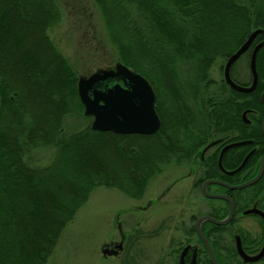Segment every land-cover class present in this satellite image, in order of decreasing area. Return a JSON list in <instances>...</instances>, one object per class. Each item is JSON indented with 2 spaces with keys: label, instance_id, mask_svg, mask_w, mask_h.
Listing matches in <instances>:
<instances>
[{
  "label": "trees",
  "instance_id": "16d2710c",
  "mask_svg": "<svg viewBox=\"0 0 264 264\" xmlns=\"http://www.w3.org/2000/svg\"><path fill=\"white\" fill-rule=\"evenodd\" d=\"M92 1L117 62L153 86L161 128L149 137L92 130L76 88L79 74L50 36L61 19L59 0H0V98L6 100L0 116V264H48L92 191L116 189L141 200L165 166L191 161L215 127L213 108L221 116L219 131L226 126L229 88L213 79V66L264 28V0ZM257 58L264 65V46ZM76 117L91 123L65 130L67 119ZM262 119L264 113L249 137L259 146L252 157L257 168L264 155ZM48 147L55 149L49 165L27 161L32 151ZM225 231L216 227L226 250Z\"/></svg>",
  "mask_w": 264,
  "mask_h": 264
},
{
  "label": "rangeland",
  "instance_id": "374dc122",
  "mask_svg": "<svg viewBox=\"0 0 264 264\" xmlns=\"http://www.w3.org/2000/svg\"><path fill=\"white\" fill-rule=\"evenodd\" d=\"M92 2L59 0L61 19L49 31L56 47L69 59L79 77L90 76L99 69L114 68L118 63L115 50L105 34L101 15ZM242 63L238 64L239 69ZM225 64L226 60L216 62L211 71L213 79L221 81L224 78ZM240 79L246 81L244 77ZM89 123L90 120L81 117L70 118L65 123V130L76 131ZM54 156L55 149L42 148L32 151L27 161L32 165L47 166ZM187 168L186 165L165 166L163 174L156 175L150 181L141 200L129 198L116 189L100 187L92 191L88 202L79 210L74 221L68 224L48 264H159L160 252L155 251L158 238H179V226L183 223L189 230L193 225L192 216H199L208 209L204 201L196 205L194 201L187 204L185 201L171 200L173 195L178 197L187 193L188 180L184 185L172 189L160 202L148 206L149 201L160 197L174 179L186 175ZM138 206L147 208L140 210ZM120 227L127 237L126 252L121 258H104V244L120 242ZM162 247V250L167 247V241L163 242Z\"/></svg>",
  "mask_w": 264,
  "mask_h": 264
},
{
  "label": "flooded vegetation",
  "instance_id": "af4514ba",
  "mask_svg": "<svg viewBox=\"0 0 264 264\" xmlns=\"http://www.w3.org/2000/svg\"><path fill=\"white\" fill-rule=\"evenodd\" d=\"M260 43H264V40L258 42L256 39L247 53L243 55L245 56L244 59H241L242 56L234 64L231 70V77L238 85L244 87H251L253 85L254 75L250 67L251 57L254 49L257 45H260ZM248 57L249 63L247 62ZM242 61L243 63L239 69L237 66L239 62ZM257 70L258 83L256 88L250 93H242L244 94L243 96L236 95L234 92L238 91L231 88L226 83L225 78L221 79V81H224V84L229 88L228 95L230 97L228 100V110L225 111L224 114V122L226 126L223 128L222 132L219 131L221 116L218 108H213L212 123H214L215 127L213 126L214 129L212 133H207L208 138L202 140L201 144L204 145L198 147L191 161H186L182 165L172 164L168 166L186 165L188 167L187 174L174 179L160 197L157 196L149 201L148 206L151 207L155 202H160L162 198H165L172 189L184 185L188 180L190 185L186 189L187 193L181 194L178 197L173 195L171 200L180 203L185 201L187 204L194 201L196 205L199 201H204L208 208L205 213L195 217L192 216L191 220L193 225L189 230L186 226L184 227L183 223L179 226V238H177V236H170L169 240H163V236L158 238L159 241L155 242V251L160 252V258L158 259L159 264H213L211 255L206 248L205 243L197 234L195 229L196 223L200 218L206 216L218 220L226 219L230 213V203L227 200L206 197V194L227 196L232 199L235 206V214L232 221L227 226H218L227 227L229 232L228 235H225L224 233V236H227L230 244L226 250L221 241V236L219 237L216 233V224L205 220L201 226V230L206 239H208L218 263L264 264V256L256 262H245V260L241 258L237 247V243L240 242L244 252L249 257L260 255L264 248V217L260 215L261 212L264 214V172L258 183L246 189L231 190L225 185L238 186L244 183L246 184V182L257 177L259 174L258 172L260 171L261 161L264 155L258 162L259 167L257 168V163H255L256 161H254L252 157L256 155L257 151H259V146L254 145L255 139L249 138L252 133L257 131L258 122L264 113V65H261L260 67L258 58ZM241 77H244L246 81H242L240 79ZM25 100L26 98L21 100L23 105H26ZM5 101L6 100L0 98V116L3 105L6 103ZM171 116H173V114L169 112L168 117L170 118ZM201 116L202 114L200 117ZM261 122L263 126L264 119H262ZM243 142L250 143L232 147L224 153L222 158L223 168H221L219 160L223 149L228 145ZM252 151H254V154L246 162L244 168L238 173L230 175L229 173L235 172L242 166L246 157ZM237 176H241L238 183L236 182ZM228 177H231V179ZM211 181H218L223 183V185L220 183H211ZM204 186H206L207 193L204 192ZM187 204L186 206H188ZM146 208L147 207L143 206L137 207V209L140 210ZM218 217L224 218L220 219ZM204 229H206V232H204ZM119 233L121 235L120 242L110 241L109 243L104 244L102 251L110 250L109 255L105 258H121L124 255V252H126L127 247L125 246V242L127 237L122 232L121 227ZM218 237L220 238V244L217 243ZM164 241H167V247L162 250ZM225 251H228L226 252L227 254H225ZM219 259H221V262Z\"/></svg>",
  "mask_w": 264,
  "mask_h": 264
},
{
  "label": "water",
  "instance_id": "95a60500",
  "mask_svg": "<svg viewBox=\"0 0 264 264\" xmlns=\"http://www.w3.org/2000/svg\"><path fill=\"white\" fill-rule=\"evenodd\" d=\"M264 33V29H257L251 33L247 41L239 47V49L232 54L226 62L224 70V78L226 83L234 90L241 93H250L254 91L258 83V70H257V56L264 45L260 43L254 49L251 59V70L254 75V82L251 87H244L238 85L232 80L231 70L234 64L247 53L249 48L253 45L254 41ZM114 68L99 69L90 76H80L78 80V94L80 100L85 108L84 116L92 117V128L94 131L98 132H112L119 135H142L148 136L156 134L162 125L160 116L158 115L156 109V93L150 82L141 74H138L131 70L125 64L117 63ZM264 133V122L262 126ZM250 142H243L233 145H228L225 147L220 156V166L222 167V158L224 153L235 146L246 145ZM254 154L252 151L243 162L242 166L235 172L229 173L233 175L241 171L246 162ZM264 172V156L261 161V167L259 174L254 179L246 182V184H241L238 186H232L225 184L231 190H243L259 182ZM211 183H223L218 181H211ZM204 192L206 191V186H204ZM206 197L214 199L227 200L230 203V213L229 216L224 220H218L209 216L200 218L196 223V231L200 239L206 245L208 249L213 264H219L212 249L208 239L201 230L202 223L206 220L216 224L217 226H227L233 219L235 214V206L232 199L227 196L221 195H208ZM256 212V211H255ZM260 213V212H259ZM260 215L264 217L261 212ZM239 254L245 262H256L263 258L264 248L260 255L255 257H249L243 250L240 242L237 243ZM110 250H103L102 254L107 257ZM117 253V252H115Z\"/></svg>",
  "mask_w": 264,
  "mask_h": 264
}]
</instances>
